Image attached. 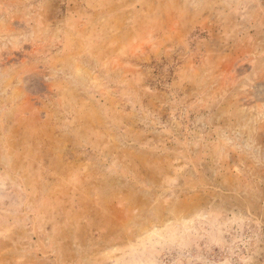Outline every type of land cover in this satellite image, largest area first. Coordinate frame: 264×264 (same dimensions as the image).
Returning <instances> with one entry per match:
<instances>
[{"label": "rangeland", "instance_id": "obj_1", "mask_svg": "<svg viewBox=\"0 0 264 264\" xmlns=\"http://www.w3.org/2000/svg\"><path fill=\"white\" fill-rule=\"evenodd\" d=\"M0 264H264V0H0Z\"/></svg>", "mask_w": 264, "mask_h": 264}]
</instances>
